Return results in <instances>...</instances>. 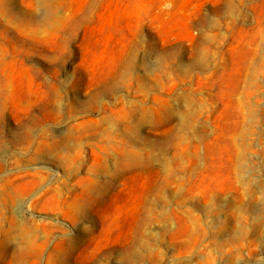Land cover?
I'll list each match as a JSON object with an SVG mask.
<instances>
[{
  "label": "rangeland",
  "instance_id": "rangeland-1",
  "mask_svg": "<svg viewBox=\"0 0 264 264\" xmlns=\"http://www.w3.org/2000/svg\"><path fill=\"white\" fill-rule=\"evenodd\" d=\"M0 264H264V0H0Z\"/></svg>",
  "mask_w": 264,
  "mask_h": 264
},
{
  "label": "bare ground",
  "instance_id": "bare-ground-1",
  "mask_svg": "<svg viewBox=\"0 0 264 264\" xmlns=\"http://www.w3.org/2000/svg\"><path fill=\"white\" fill-rule=\"evenodd\" d=\"M48 137H50V136H48ZM47 141V140H46ZM130 157V156H129ZM92 181V180H91ZM94 181V180H93ZM60 189V188H59ZM89 189V188H88Z\"/></svg>",
  "mask_w": 264,
  "mask_h": 264
}]
</instances>
